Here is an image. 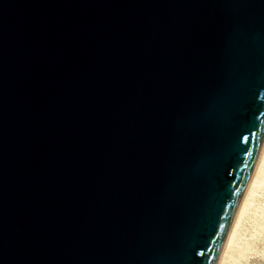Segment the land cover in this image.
Segmentation results:
<instances>
[{"label":"water","instance_id":"95a60500","mask_svg":"<svg viewBox=\"0 0 264 264\" xmlns=\"http://www.w3.org/2000/svg\"><path fill=\"white\" fill-rule=\"evenodd\" d=\"M263 140L264 0H0V264H215Z\"/></svg>","mask_w":264,"mask_h":264},{"label":"bare ground","instance_id":"6f19581e","mask_svg":"<svg viewBox=\"0 0 264 264\" xmlns=\"http://www.w3.org/2000/svg\"><path fill=\"white\" fill-rule=\"evenodd\" d=\"M247 233L264 241V140L215 264L244 258L253 244Z\"/></svg>","mask_w":264,"mask_h":264},{"label":"rangeland","instance_id":"374dc122","mask_svg":"<svg viewBox=\"0 0 264 264\" xmlns=\"http://www.w3.org/2000/svg\"><path fill=\"white\" fill-rule=\"evenodd\" d=\"M253 233H247V240L252 242L251 250L247 251L245 257L241 260L232 261L229 264H264V241L261 239L251 237ZM264 239V237L262 238Z\"/></svg>","mask_w":264,"mask_h":264},{"label":"snow or ice","instance_id":"6c2138e0","mask_svg":"<svg viewBox=\"0 0 264 264\" xmlns=\"http://www.w3.org/2000/svg\"><path fill=\"white\" fill-rule=\"evenodd\" d=\"M245 139H247V138H245Z\"/></svg>","mask_w":264,"mask_h":264}]
</instances>
